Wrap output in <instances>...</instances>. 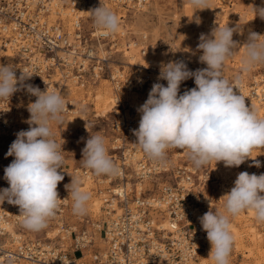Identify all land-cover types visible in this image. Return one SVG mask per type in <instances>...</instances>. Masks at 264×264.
<instances>
[{
	"label": "built area",
	"instance_id": "2783aa9c",
	"mask_svg": "<svg viewBox=\"0 0 264 264\" xmlns=\"http://www.w3.org/2000/svg\"><path fill=\"white\" fill-rule=\"evenodd\" d=\"M151 0H0V53L10 48L15 53L13 66L19 78L22 71L34 73L23 85L45 91L60 92L67 104L63 116H71L85 109L77 108L65 97L69 85L88 89L101 80L110 81L118 92L124 76L112 71L113 51L117 52L119 38L127 40L128 31L107 33L96 26L87 9L112 4L120 12L119 24L127 14L142 9ZM63 11L68 12L70 26L65 24ZM126 12V13H125ZM93 22L86 27L85 19ZM141 53H145L144 47ZM58 76V81L51 78ZM123 78V79H122ZM131 81V89L143 90L148 78ZM146 79V80H145ZM49 80V82H47ZM18 91L10 99H0V136L11 143L16 133L28 130V109L24 124L16 115L20 101L35 102L37 97L18 83ZM152 86L148 85L147 91ZM250 96L264 102V78L255 82ZM116 102L119 98L116 96ZM136 121L124 116L118 120V138L114 140L113 162L116 175H103L108 187L102 194L105 216L100 221L77 218L85 226L71 225L67 213L71 199L61 186L57 189L62 199L56 215L49 223L55 235L31 238V230L22 224L18 206L7 201L0 204V264H193L206 244L197 212L203 206L202 189L210 181L208 167L197 168L193 163L171 166L162 160L149 158L136 143L133 130ZM64 165L58 169L67 179ZM14 157L10 156V164ZM73 178L91 177L88 169L72 170ZM250 174L260 175L258 169ZM5 188L9 187L8 182ZM68 198V199H67ZM65 199V200H63ZM100 237L101 242L97 241ZM79 254V256H77Z\"/></svg>",
	"mask_w": 264,
	"mask_h": 264
},
{
	"label": "clouds",
	"instance_id": "9594fccd",
	"mask_svg": "<svg viewBox=\"0 0 264 264\" xmlns=\"http://www.w3.org/2000/svg\"><path fill=\"white\" fill-rule=\"evenodd\" d=\"M189 3L196 10L211 9V0H189ZM253 12L255 17L264 19V7H253ZM91 13L98 28L107 33L119 31V19L109 7L100 3ZM234 31L227 25L215 28L211 38L201 34L197 48L202 50L199 60L206 68L191 71L182 60L161 65L157 79L167 81V86L159 82L152 85L148 98L137 109L139 127L133 130L136 143L149 158L162 160L167 150L177 148L186 150L197 168L212 161L239 167L250 158L253 149L264 148V117L246 105L242 94L234 91L239 86V77L229 81L222 71L238 48L233 40ZM260 36L255 32L249 34L244 45V71L264 63V42ZM33 74L22 71L18 78L12 64H0V99H10L19 90L18 83L37 97L28 106L29 129L16 133L6 153V157L14 159L4 169L9 187L0 189V204L7 201L18 206L23 226L40 231L56 215L62 201L57 187L64 179L58 171L64 165V157L62 145L54 139L52 124L62 123V114L68 108L60 92L23 85ZM190 78L196 87L179 94L181 83ZM82 154L83 166L95 175L118 174L103 136H90ZM256 166H260L259 162ZM69 185L66 188L73 213L85 214L90 193L82 188L79 178H72ZM221 198L223 212L208 211L199 219L211 244L214 264H229L234 243L230 218L251 210L258 222H264V174L240 172L234 187Z\"/></svg>",
	"mask_w": 264,
	"mask_h": 264
},
{
	"label": "rangeland",
	"instance_id": "374dc122",
	"mask_svg": "<svg viewBox=\"0 0 264 264\" xmlns=\"http://www.w3.org/2000/svg\"><path fill=\"white\" fill-rule=\"evenodd\" d=\"M153 2L155 0H151L150 3ZM156 2V9L148 13L147 24L139 17L140 9L129 12L125 23H120L117 33H122L125 28L130 34L128 39L136 41L137 46L132 50L126 48L127 40L121 37L119 38L117 52L113 51L112 71H120L124 76V79H122L125 81L118 92L115 91L112 83L107 80H101L97 86H90L86 90L77 88L74 85H69L65 89V97L76 102L74 105L78 109L83 108L84 104H86L85 109L79 110L78 113L71 116H63L62 123L54 122L52 124L54 139L58 144L62 145L68 170V178L64 177L58 184L57 189L65 186L64 189L68 195L69 190L66 185L71 183L73 178L72 170L75 168L87 169L83 166L82 160V150L86 146L87 139L97 134L103 136L108 155L113 160L112 155L115 153L113 149L114 140L119 137L116 130L118 120L124 116L129 119L132 118L136 121L138 129L140 113L137 109L148 98V85L152 86L154 83L159 82L167 86V81H158L157 79L161 65L170 61L182 60L191 71L206 68L207 65L199 60L202 50H198L197 45L200 42L201 34L211 38L212 31L218 26L224 27L228 25L234 28L233 40L238 45L235 54L223 65L222 71L225 78L229 79V81H235L239 77V86L234 88V91L237 94H242L245 97L246 105L264 117V102L252 98L249 94L255 82H261L264 78V63L255 65L249 71H244L242 64L245 52L244 45L248 41L249 34L255 32L261 35L260 41L264 42V19L259 16L255 17L253 12V7H264V0H211V9L204 10L194 9L189 0H156ZM150 3L146 6H149ZM108 7L117 15L118 19L121 14H124V12H120L117 7L110 3ZM86 13L87 17L92 16L89 10ZM92 22L91 19L86 18V27L90 28ZM65 24L67 25L68 22L65 21ZM155 25L158 29V34L160 31L156 41L151 34ZM137 26L139 29H144L148 32L147 40L141 38L135 32L137 31L135 29ZM143 47L146 54L141 53ZM128 51L133 52L130 55ZM6 53H0V61L5 60L7 65L8 63L13 65L15 56L6 57ZM149 60L154 62L150 63ZM153 67L157 68L156 71H153ZM139 78H148L147 86L143 90L131 89L132 86L129 85V82L138 81L140 80ZM51 80L58 81L59 77L53 76ZM194 87H196L194 79L190 78L181 83L179 94H183L184 91ZM116 96L120 100L119 103L116 102ZM105 102H107V105ZM19 105L16 115L20 124H24V114L28 109L29 102L20 101ZM104 107H108V112L102 115L101 112ZM96 114H98V117L92 118V115ZM9 146L10 140L0 136V189L5 188L4 185L7 182L4 179V169L9 165L7 161L10 156L6 157ZM164 161L171 166L192 163L186 154V150L177 148L167 150ZM257 162H259V167L256 166ZM203 167H208L211 177L206 187L202 189V201L204 204L201 210L197 212L199 217H202L208 211H224V199L221 197L234 187V181L240 172L246 171L250 174L251 169H258L261 174H264V148L253 149L250 158L246 159L239 167H226L223 162L216 163L215 161L201 168ZM97 177L102 180L104 176H97L93 173L90 178L80 179L82 188L90 193L91 199L87 204V212L83 215L73 213L71 202L70 211L67 213L69 224L83 227L86 224L79 223L77 218H91L94 221H101L105 216L104 206L102 207V214L94 211L95 204L101 200L102 194H104L99 193L105 191L108 187L106 183L101 182V180L98 181ZM68 187L70 188L71 185ZM101 202L103 201L101 200ZM230 220L234 243L229 257V264H264V222H258L255 219L254 212L251 210L241 212L234 218H230ZM47 233L50 236L55 235L54 230H50L49 223L43 230L30 232V237L33 239L44 238L45 240ZM97 241H100L99 236ZM210 250L211 244L206 239V244L193 264H214L210 257Z\"/></svg>",
	"mask_w": 264,
	"mask_h": 264
},
{
	"label": "bare ground",
	"instance_id": "6f19581e",
	"mask_svg": "<svg viewBox=\"0 0 264 264\" xmlns=\"http://www.w3.org/2000/svg\"><path fill=\"white\" fill-rule=\"evenodd\" d=\"M110 7H111V5H110ZM156 7H157V2H156V0H155V2H153V3H150V5L149 6H145V7H143L142 9H140L141 10V12H140V18L142 19V20H144L145 21V23L147 24V22H148V20H147V16H148V13L150 12V11H153V9H156ZM88 10H89V13L91 12V7L90 8H88L87 9V12H88ZM135 11V10H134ZM68 12L67 11H63V18L65 19V21H67L68 22V26H70V20H69V18L67 17L68 15ZM134 23V22H133ZM136 24H137V22H136ZM153 30H152V36H153V39L156 41L157 40V38H158V35L160 34V31H159V34H158V29H157V27H156V25L155 26H153ZM135 29L137 30V31H135L139 36H141V38H145L146 40H147V38H148V32L147 31H145L144 29H139L138 28V26L137 27H135ZM151 29V28H150ZM154 41V42H155ZM140 45V44H139ZM137 46V44L134 42V43H130V48H131V50L133 49V48H135ZM140 51V50H139ZM4 52H7L6 53V57H11V55H13V56H15V53H14V51L10 48L9 50H7V51H4ZM133 52V51H132ZM131 51L129 52L128 51V54H130V53H132ZM2 53V52H1ZM139 53V52H138ZM137 53V54H138ZM143 54V53H142ZM144 54H146V52L144 53ZM131 55V54H130ZM136 57H138V56H136ZM153 57V56H152ZM131 58V57H130ZM143 59V58H142ZM146 59V58H145ZM132 60H133V58H132ZM131 60V61H132ZM137 62H138V60H137ZM149 62L150 63H153L154 61L153 60H149ZM133 63V62H132ZM136 63V62H135ZM0 64H2V65H7V63H6V61L5 60H1L0 61ZM9 64V63H8ZM152 65V64H151ZM152 67V66H151ZM156 69L157 68H155V67H153V71H156ZM141 80H144V79H141ZM47 82H49V80L47 81ZM94 101H95V99H94ZM96 102V101H95ZM142 103V102H141ZM105 104L107 105V102H105ZM99 107V106H98ZM98 109V108H97ZM95 111V110H94ZM108 112V107H104L103 108V111L101 112V114L102 115H105L106 113ZM95 117H98V114H96V115H92V118H95ZM87 178H90V176L89 177H87ZM84 182V181H83ZM84 189V188H83ZM87 189V188H86ZM91 199V198H90ZM95 199V198H94ZM101 200H102V198H101ZM101 200H99L96 204H95V208H94V211L95 212H97V213H101L102 212V207H103V202H101ZM92 207V206H91ZM92 212V211H91ZM102 214V213H101ZM97 216V215H96ZM98 219V218H97ZM97 239V238H96ZM99 242H101V239H100V237H99ZM28 264H30V263H28Z\"/></svg>",
	"mask_w": 264,
	"mask_h": 264
}]
</instances>
